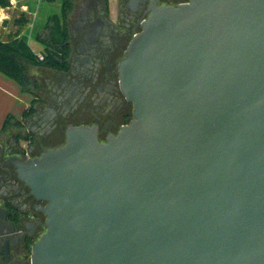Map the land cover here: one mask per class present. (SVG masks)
I'll return each mask as SVG.
<instances>
[{
  "label": "water",
  "instance_id": "95a60500",
  "mask_svg": "<svg viewBox=\"0 0 264 264\" xmlns=\"http://www.w3.org/2000/svg\"><path fill=\"white\" fill-rule=\"evenodd\" d=\"M150 11L119 64L132 122L106 143L69 127L64 146L0 164L46 204L29 264H264V0Z\"/></svg>",
  "mask_w": 264,
  "mask_h": 264
},
{
  "label": "flooded vegetation",
  "instance_id": "af4514ba",
  "mask_svg": "<svg viewBox=\"0 0 264 264\" xmlns=\"http://www.w3.org/2000/svg\"><path fill=\"white\" fill-rule=\"evenodd\" d=\"M187 2L117 0L112 10L109 0H76L66 21L72 48L69 70H52L48 79L29 75L34 113L20 121L23 128L0 138V164L12 157L40 158L45 150L64 146L69 127H95L101 143L117 136L132 122L134 110L120 86V61L142 31L153 4L177 7ZM14 28L19 32L18 25ZM45 205L30 195L13 167L0 168V208L7 210L8 222L14 223L16 231L13 264H29L27 245L34 244L44 231L41 224L46 217L41 208Z\"/></svg>",
  "mask_w": 264,
  "mask_h": 264
},
{
  "label": "trees",
  "instance_id": "16d2710c",
  "mask_svg": "<svg viewBox=\"0 0 264 264\" xmlns=\"http://www.w3.org/2000/svg\"><path fill=\"white\" fill-rule=\"evenodd\" d=\"M108 1V0H107ZM76 0H63L62 5V26L58 27L60 19L56 16L50 19L53 23L51 27L50 37L43 39L40 34L38 39L43 44V59L33 53L24 39L18 40L21 31L26 27L27 20L25 16L21 17L15 25L19 26V32L10 38L9 42H3L0 38V72L20 82L24 89H30V71L32 68H44L54 71L69 70L70 56L72 53L71 44L69 43V34L66 21L73 13ZM12 7L11 0H0V10ZM58 21V22H57ZM15 39V40H14ZM34 113L33 108H29L24 112L23 119L28 118ZM23 128L22 122L13 116H8L0 131V138L8 132ZM33 244L27 245V250L31 249Z\"/></svg>",
  "mask_w": 264,
  "mask_h": 264
},
{
  "label": "rangeland",
  "instance_id": "374dc122",
  "mask_svg": "<svg viewBox=\"0 0 264 264\" xmlns=\"http://www.w3.org/2000/svg\"><path fill=\"white\" fill-rule=\"evenodd\" d=\"M25 1H26V3L29 2V4L32 7V10L36 12L37 16H36V20L32 26H28V27H26V29L21 31V33H20L21 35L25 31L27 32L25 34V37H23L21 39L25 38V42L27 43L29 48L32 50V52L38 55L44 49L43 44L39 41L38 37L40 34L42 35L43 39L48 38V36L50 37L51 27H53V23L50 22L49 19L51 17H54V16L61 14L63 0H50V1L49 0H25ZM12 2L15 6L14 11H16V10L20 11V7L23 3V0H12ZM29 13H31V11ZM30 15H33V14H30ZM16 17H17V19L19 18V16H16L13 14H12V16L9 17L10 21L8 22L7 31H2V29H0V35L2 37L1 40L3 42L9 41L7 34H10V33L15 34L18 31L16 28H14L13 25H11L12 21ZM48 20H49V22H48ZM57 24H58V27H61L62 21L60 20ZM18 40H20V39H18ZM30 75L35 76V78H43V79H48L51 77V74L47 70H44V68H32L30 71ZM30 89L32 90V87H30ZM25 109H27V108H24L21 111V116L24 114ZM11 135H12V131L8 132L6 134V137L8 138ZM44 233H45V230L40 234L38 240L41 238V236Z\"/></svg>",
  "mask_w": 264,
  "mask_h": 264
},
{
  "label": "crops",
  "instance_id": "0c3cea01",
  "mask_svg": "<svg viewBox=\"0 0 264 264\" xmlns=\"http://www.w3.org/2000/svg\"><path fill=\"white\" fill-rule=\"evenodd\" d=\"M109 2L112 10H114L116 7L117 0H109ZM14 9L15 6L13 5V7L11 8L12 13L8 9L0 10V29H2V31H7L8 22L10 21L9 17L12 16ZM20 11L26 15L33 14V20H32V25H33V23L36 20L37 14L35 11L32 10V7L29 4V2L26 3V1L23 0V3L20 7ZM30 11L31 13H29ZM56 17H58L61 20L62 12L60 15H57ZM26 33L27 32L25 31L22 35L20 34L18 36V39L25 37ZM10 34H7L9 41H10V36H9ZM0 38L2 37L0 36ZM44 70H47L49 73L52 71L49 69H44ZM33 100H34V96L31 91L25 90L20 82L11 79L0 72V131L8 116H13L15 119L21 121L24 116V114L21 116V111L24 108L29 109L33 104ZM27 109H25V111Z\"/></svg>",
  "mask_w": 264,
  "mask_h": 264
},
{
  "label": "built area",
  "instance_id": "2783aa9c",
  "mask_svg": "<svg viewBox=\"0 0 264 264\" xmlns=\"http://www.w3.org/2000/svg\"><path fill=\"white\" fill-rule=\"evenodd\" d=\"M11 2H12V0H11ZM14 4H13V2H12V6H13ZM40 59H43V55L42 54H38L37 55Z\"/></svg>",
  "mask_w": 264,
  "mask_h": 264
}]
</instances>
